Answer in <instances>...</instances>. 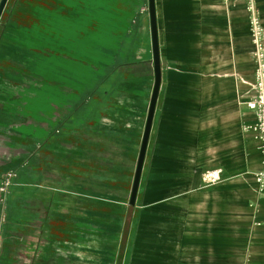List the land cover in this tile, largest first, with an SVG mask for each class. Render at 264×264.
<instances>
[{
  "label": "crops",
  "instance_id": "obj_1",
  "mask_svg": "<svg viewBox=\"0 0 264 264\" xmlns=\"http://www.w3.org/2000/svg\"><path fill=\"white\" fill-rule=\"evenodd\" d=\"M252 1L264 25V0ZM155 4L162 67L154 115L158 127L191 123L200 129L195 143L200 150L204 146L203 154L192 155L209 160L212 131L207 130L235 126L260 155V169L263 154L244 128L254 119L244 103L255 69L249 0ZM154 81L149 0L5 1L0 17V183L9 171L16 176L0 264H13L7 256L15 252L29 258L39 236L45 240L52 233L51 202L58 191L81 193L95 171L139 155ZM192 97L204 98L199 108H178L185 98L190 106ZM255 188L254 176L251 232L238 234L236 243L215 252L207 244L196 253L187 249L174 264H264V208H256ZM60 198L61 207H68L67 195Z\"/></svg>",
  "mask_w": 264,
  "mask_h": 264
},
{
  "label": "rangeland",
  "instance_id": "obj_2",
  "mask_svg": "<svg viewBox=\"0 0 264 264\" xmlns=\"http://www.w3.org/2000/svg\"><path fill=\"white\" fill-rule=\"evenodd\" d=\"M190 99V106L185 98L178 108H199L204 100ZM179 124L160 129L154 120L122 264H174L187 249L196 253L207 244L215 252L252 230L251 185L260 155L249 147L247 134L235 126L207 130L212 131L206 150L211 158L195 160L193 153L204 152L195 143L200 129ZM137 157L95 171L96 176L86 177L81 193L58 191L51 202L52 233L45 240L39 236L34 255L22 258L15 252L7 256L9 261L116 264ZM60 194L67 195L68 207H61Z\"/></svg>",
  "mask_w": 264,
  "mask_h": 264
},
{
  "label": "built area",
  "instance_id": "obj_3",
  "mask_svg": "<svg viewBox=\"0 0 264 264\" xmlns=\"http://www.w3.org/2000/svg\"><path fill=\"white\" fill-rule=\"evenodd\" d=\"M249 24L252 35L253 59L255 62L254 80L250 84V94L244 101L253 112L254 119L245 124L246 131L251 132L257 148L263 154L262 165L255 173L256 193L260 202L256 208H264V25L258 16L252 0H249ZM16 173L9 171L3 175L0 183V246L7 222V201L11 193Z\"/></svg>",
  "mask_w": 264,
  "mask_h": 264
},
{
  "label": "water",
  "instance_id": "obj_4",
  "mask_svg": "<svg viewBox=\"0 0 264 264\" xmlns=\"http://www.w3.org/2000/svg\"><path fill=\"white\" fill-rule=\"evenodd\" d=\"M6 0L0 1V17L4 9ZM149 13H150V24H151V36H152V48H153V60H154V72H155V81L152 90V95L149 104L148 115L146 119V124L143 132V138L140 146V151L137 159L136 170L133 178L132 189L130 194V204H135L138 189L141 181L143 166L145 162V157L147 154L149 139L151 135L155 110L157 106V100L159 95V90L162 81V67L160 59V47H159V38H158V24L156 16V4L155 0H149Z\"/></svg>",
  "mask_w": 264,
  "mask_h": 264
},
{
  "label": "trees",
  "instance_id": "obj_5",
  "mask_svg": "<svg viewBox=\"0 0 264 264\" xmlns=\"http://www.w3.org/2000/svg\"><path fill=\"white\" fill-rule=\"evenodd\" d=\"M133 208H134V204H130L129 207H128V215H127V218H126V223H125V228H124V235H123L124 237L121 240V249H120V253L118 255L116 264H122L124 240H125V238H126V236L128 234Z\"/></svg>",
  "mask_w": 264,
  "mask_h": 264
},
{
  "label": "bare ground",
  "instance_id": "obj_6",
  "mask_svg": "<svg viewBox=\"0 0 264 264\" xmlns=\"http://www.w3.org/2000/svg\"><path fill=\"white\" fill-rule=\"evenodd\" d=\"M218 174V172H214V175H217Z\"/></svg>",
  "mask_w": 264,
  "mask_h": 264
}]
</instances>
